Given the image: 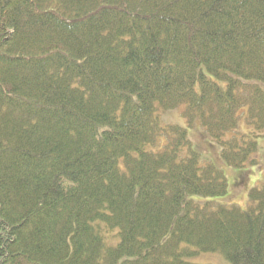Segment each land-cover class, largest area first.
<instances>
[{"label":"trees","instance_id":"trees-1","mask_svg":"<svg viewBox=\"0 0 264 264\" xmlns=\"http://www.w3.org/2000/svg\"><path fill=\"white\" fill-rule=\"evenodd\" d=\"M262 87L264 0H0V264H264V186L193 201L224 175L156 114L255 166Z\"/></svg>","mask_w":264,"mask_h":264},{"label":"rangeland","instance_id":"rangeland-1","mask_svg":"<svg viewBox=\"0 0 264 264\" xmlns=\"http://www.w3.org/2000/svg\"><path fill=\"white\" fill-rule=\"evenodd\" d=\"M221 86H224L223 82H219ZM264 92V87H262ZM184 111V105L167 110L158 111L156 114L159 117L161 125H175L187 130L188 139L191 143L192 150L199 155V161L201 164H213L218 170H220L227 183V193L220 198H204L200 196H190L193 201L204 204L205 202H214L221 206H237L242 210H245L250 205L248 200V192L254 187L264 186V136L261 135L256 139L257 152L255 158L258 160V164L255 166H247L243 169H234L226 166L220 161L218 147L213 145L206 135L200 124L199 119H195L193 124L188 126V123L182 115ZM246 109L243 108L238 114V122L236 129L227 135V137L233 135H248L252 132V129L245 122ZM166 138H158L154 146H148L147 150L151 152L162 151L166 145ZM185 150L182 154H185ZM106 237V243L108 245H114L117 240H109ZM194 264H228L226 260L218 254H204L199 255L192 259Z\"/></svg>","mask_w":264,"mask_h":264}]
</instances>
